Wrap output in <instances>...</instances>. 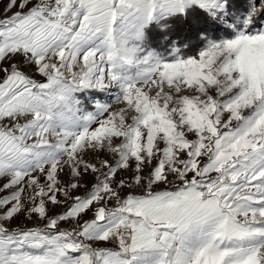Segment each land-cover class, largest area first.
<instances>
[{
    "label": "snow or ice",
    "instance_id": "6c2138e0",
    "mask_svg": "<svg viewBox=\"0 0 264 264\" xmlns=\"http://www.w3.org/2000/svg\"><path fill=\"white\" fill-rule=\"evenodd\" d=\"M0 5V264H264V0Z\"/></svg>",
    "mask_w": 264,
    "mask_h": 264
},
{
    "label": "trees",
    "instance_id": "16d2710c",
    "mask_svg": "<svg viewBox=\"0 0 264 264\" xmlns=\"http://www.w3.org/2000/svg\"><path fill=\"white\" fill-rule=\"evenodd\" d=\"M191 21L185 22L183 20H176L173 23V38H181L183 39L188 34V28ZM162 44V41H153V46L159 47Z\"/></svg>",
    "mask_w": 264,
    "mask_h": 264
},
{
    "label": "rangeland",
    "instance_id": "374dc122",
    "mask_svg": "<svg viewBox=\"0 0 264 264\" xmlns=\"http://www.w3.org/2000/svg\"><path fill=\"white\" fill-rule=\"evenodd\" d=\"M2 5H0V9H2ZM0 15H2V12H0ZM54 211H59V209H54ZM15 223V222H14ZM22 223H26L27 226H34V225H39L41 222L38 220H33V221H22ZM62 227H68L67 224L62 225Z\"/></svg>",
    "mask_w": 264,
    "mask_h": 264
}]
</instances>
